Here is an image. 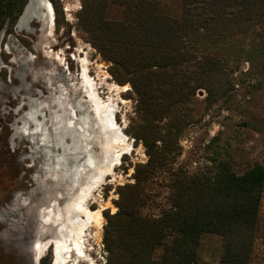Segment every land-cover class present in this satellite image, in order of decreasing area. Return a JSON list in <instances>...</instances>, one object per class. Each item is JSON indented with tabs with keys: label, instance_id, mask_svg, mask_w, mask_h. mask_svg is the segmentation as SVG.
<instances>
[{
	"label": "trees",
	"instance_id": "16d2710c",
	"mask_svg": "<svg viewBox=\"0 0 264 264\" xmlns=\"http://www.w3.org/2000/svg\"><path fill=\"white\" fill-rule=\"evenodd\" d=\"M48 1L59 26L58 0ZM27 2L0 0V33H12ZM112 6L119 9L116 17L109 16ZM77 20L88 43L111 64L114 81L135 95L138 121L127 134L147 158L134 165L133 183L118 187L116 212L102 213L106 263L197 264L201 236L216 234L222 264H251L264 162L238 174L218 161L194 175L174 163L182 134L201 121L193 106L197 93L204 91L210 107L234 90L229 55L217 49L243 38L251 46L239 50L241 59L264 57V0H82ZM160 175L167 179V207L144 214L146 187Z\"/></svg>",
	"mask_w": 264,
	"mask_h": 264
},
{
	"label": "rangeland",
	"instance_id": "374dc122",
	"mask_svg": "<svg viewBox=\"0 0 264 264\" xmlns=\"http://www.w3.org/2000/svg\"><path fill=\"white\" fill-rule=\"evenodd\" d=\"M81 2L58 0L62 11L59 26L54 22L47 28L42 21L35 20L29 25L31 33L18 31L16 26L11 34L6 30L0 33V135L3 128L9 126L6 135L9 161L0 155V264H51L53 248L47 249L45 255L34 262L29 246L31 240L43 242L44 238L31 234L30 241L18 239L15 228L22 220L17 203L25 206L28 197L25 193L33 189L40 192L49 190L54 182L49 170L59 181L58 185H52V189L75 188L82 175L65 174L62 168L55 166L59 157L67 154L73 145L79 147L85 166L83 173L85 169H91L95 161L94 148H85L86 145L92 147L97 141L92 113L80 101V94L75 90L82 85L79 59H85L89 81L93 87L96 84L99 88L100 100L111 103L117 126L131 150L121 156L114 176L108 177L94 193V198L86 202L91 210L100 211L102 225L100 229L93 227L86 232L84 255L77 264H107L103 244L106 222L102 213L104 210L116 212L114 202L118 198V187L133 183L134 165L147 160L141 143L134 142L127 134L138 121L136 97L128 84L119 85L114 81L108 70L111 64L101 58L79 28L77 13ZM169 4L164 3L162 7L167 10ZM171 5L174 11L176 3L171 2ZM118 14L117 7H110V17ZM250 46L248 39L240 38L217 49V53L229 55L227 68L232 73L234 90L210 107L204 103V91L200 96V91L197 93L193 106L201 121L182 134L180 156L174 167L194 175L208 171L213 162L225 161L241 174L264 162V57L254 59L253 63L241 59L239 50H250ZM14 47L16 51L11 52ZM124 86L129 90L122 92ZM11 98L18 102L12 105ZM12 111L15 114L13 118L9 116ZM65 111L76 114L81 131L78 127L66 129ZM68 160L72 161V156H68ZM166 183V176L160 175L147 185L149 201L143 208L144 214L159 215L161 209L167 207ZM43 209L46 210L44 206ZM48 211L51 213L52 208ZM161 252L162 248H158L155 255ZM221 255V237L203 234L197 251V264H222ZM73 260L75 256L70 264ZM251 264H264V194Z\"/></svg>",
	"mask_w": 264,
	"mask_h": 264
},
{
	"label": "bare ground",
	"instance_id": "6f19581e",
	"mask_svg": "<svg viewBox=\"0 0 264 264\" xmlns=\"http://www.w3.org/2000/svg\"><path fill=\"white\" fill-rule=\"evenodd\" d=\"M49 4L48 0H28L16 24L17 30L31 33L32 29L29 25L35 20L42 21L47 28L52 26L54 18L50 19L51 10L53 17L54 12L53 8H51L52 6ZM10 51H16L15 47ZM79 62L81 63L82 85H79L75 90H77L76 93L80 94V101H83L84 106L92 113L91 121H93V128L97 133V141L92 147L86 145L85 148H94L96 152L94 156L95 161L91 165V169H85V173H83L82 171L85 166L80 156L79 147L76 146L77 144L73 145L67 154H63L62 158L59 157L60 160L55 166L59 169L62 168L65 174L70 173L72 176L82 175L81 181L77 182L75 188L65 186L63 190L59 188L52 189V185L53 187L58 185L59 181L52 176V170H49L50 177L54 179L52 180L54 182L50 184L49 190H41L40 192V190L33 189L25 193L28 196L25 201L28 207L17 203V206L21 208L20 217L22 220L19 227L15 228L16 233H18V239L23 241L27 238L30 241L31 234H37L41 238H44L43 242L31 240V243H28L29 246L31 245L34 262L41 259L49 248L54 249L51 264H70L73 256H75V260H73L72 264L80 262V258L84 255L83 249L85 238L87 237L86 232L93 227L100 229L102 225L100 211L91 210L86 202L94 198V193L105 183L108 177L114 176L115 167L120 163L121 156L131 150L120 127L117 126L115 110L111 103L100 100L99 93H97L99 88L96 84L93 87L89 81L85 59H79ZM70 87H73V85ZM121 89L122 92L129 90L126 86ZM17 102L16 99H10L12 105ZM64 114L66 129H76L78 127L79 131L82 130L79 127L76 114H72L71 112L68 114L67 111ZM14 115L12 111L9 116L13 118ZM10 117L9 119H11ZM59 117L61 119V116ZM8 128L9 126L3 128V133L0 135V155L7 162L9 161L8 147L6 146ZM49 152L51 151L49 150ZM68 156H72V161L68 160ZM56 168L54 167L53 170L55 171ZM43 206L46 210H41ZM50 207L52 208V214L49 212L50 210L48 211Z\"/></svg>",
	"mask_w": 264,
	"mask_h": 264
},
{
	"label": "water",
	"instance_id": "95a60500",
	"mask_svg": "<svg viewBox=\"0 0 264 264\" xmlns=\"http://www.w3.org/2000/svg\"><path fill=\"white\" fill-rule=\"evenodd\" d=\"M49 5H51V4H49ZM25 7H26V6H25ZM50 7H51V6H50ZM51 8H52V7H51ZM51 18H54V17H53V14H52V10H51L50 19H51ZM201 94H202V92L200 91V92L198 93V96H200Z\"/></svg>",
	"mask_w": 264,
	"mask_h": 264
}]
</instances>
